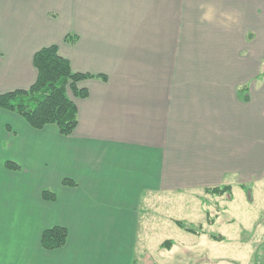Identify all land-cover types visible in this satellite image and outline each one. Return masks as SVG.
<instances>
[{"label":"crops","instance_id":"1","mask_svg":"<svg viewBox=\"0 0 264 264\" xmlns=\"http://www.w3.org/2000/svg\"><path fill=\"white\" fill-rule=\"evenodd\" d=\"M50 46L95 78L69 137L0 109V264H136L150 196L264 175V0H0V95Z\"/></svg>","mask_w":264,"mask_h":264},{"label":"rangeland","instance_id":"2","mask_svg":"<svg viewBox=\"0 0 264 264\" xmlns=\"http://www.w3.org/2000/svg\"><path fill=\"white\" fill-rule=\"evenodd\" d=\"M223 182L232 193L150 196L140 210L136 264H264V175L248 179L245 189L236 173ZM175 221L206 234L187 233Z\"/></svg>","mask_w":264,"mask_h":264},{"label":"trees","instance_id":"3","mask_svg":"<svg viewBox=\"0 0 264 264\" xmlns=\"http://www.w3.org/2000/svg\"><path fill=\"white\" fill-rule=\"evenodd\" d=\"M67 41L70 40L67 38ZM33 64L37 70V80L28 90H18L0 95V109L21 116L32 128L43 129L54 125L63 137L71 136L78 126V110L72 97L86 99L89 93L79 88V84L92 75L75 73L70 62L61 57L57 46L41 49L34 55ZM106 80L105 76H101ZM9 169L16 170L14 164L7 163ZM66 185H71L65 181ZM206 193L223 195L232 193L230 186L208 188ZM47 200L54 197L44 194ZM175 225L187 233L205 235L203 227H195L186 221H175ZM209 237L215 241L223 239L214 234ZM68 239V230L55 227L42 235V245L46 250L53 251L64 247Z\"/></svg>","mask_w":264,"mask_h":264}]
</instances>
